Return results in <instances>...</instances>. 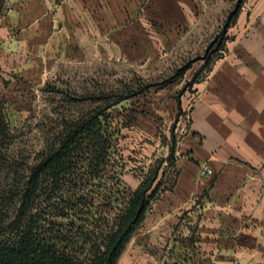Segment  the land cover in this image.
Here are the masks:
<instances>
[{"label": "crops", "instance_id": "crops-1", "mask_svg": "<svg viewBox=\"0 0 264 264\" xmlns=\"http://www.w3.org/2000/svg\"><path fill=\"white\" fill-rule=\"evenodd\" d=\"M179 3L7 0L0 62L14 45L43 63L28 65L38 73L48 60L83 58L87 51L106 57L108 41L124 50L126 37L145 35L146 20L157 21L153 29L160 20L174 29L172 5ZM229 32L227 51L188 101L189 124L175 147L169 186L117 264H264V0L243 4Z\"/></svg>", "mask_w": 264, "mask_h": 264}, {"label": "rangeland", "instance_id": "rangeland-1", "mask_svg": "<svg viewBox=\"0 0 264 264\" xmlns=\"http://www.w3.org/2000/svg\"><path fill=\"white\" fill-rule=\"evenodd\" d=\"M180 1L172 5L174 29L161 20L160 28L153 29L157 21L146 20L145 35L126 37L124 50L108 41L106 57L87 51L83 58L48 60V69L38 73L28 67L41 64L38 58L30 61L21 46L9 48L12 55L0 62V196L27 176L62 120L107 103L91 97L146 86L145 92L108 110L116 133L113 157L123 164V179L132 188L150 166L163 162L159 193L168 188L170 149L189 124L188 101L212 62L227 51L237 17L232 13L249 0ZM5 205L9 219L14 207Z\"/></svg>", "mask_w": 264, "mask_h": 264}, {"label": "trees", "instance_id": "trees-1", "mask_svg": "<svg viewBox=\"0 0 264 264\" xmlns=\"http://www.w3.org/2000/svg\"><path fill=\"white\" fill-rule=\"evenodd\" d=\"M6 2L0 0V14ZM148 88L93 96L106 105L62 120L51 133L27 176L0 196V264H117L159 194L163 162L132 188L113 157L116 133L108 110ZM7 203L14 207L9 219Z\"/></svg>", "mask_w": 264, "mask_h": 264}, {"label": "built area", "instance_id": "built-area-1", "mask_svg": "<svg viewBox=\"0 0 264 264\" xmlns=\"http://www.w3.org/2000/svg\"><path fill=\"white\" fill-rule=\"evenodd\" d=\"M203 171L206 173H209V174H211L213 172V170L208 166H205Z\"/></svg>", "mask_w": 264, "mask_h": 264}]
</instances>
